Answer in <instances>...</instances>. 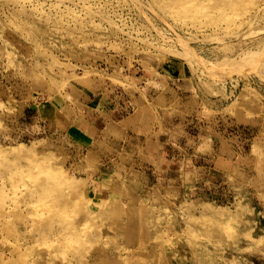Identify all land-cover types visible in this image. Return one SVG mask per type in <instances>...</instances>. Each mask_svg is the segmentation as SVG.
Returning a JSON list of instances; mask_svg holds the SVG:
<instances>
[{
	"label": "rangeland",
	"instance_id": "1",
	"mask_svg": "<svg viewBox=\"0 0 264 264\" xmlns=\"http://www.w3.org/2000/svg\"><path fill=\"white\" fill-rule=\"evenodd\" d=\"M0 264H264V0H0Z\"/></svg>",
	"mask_w": 264,
	"mask_h": 264
},
{
	"label": "bare ground",
	"instance_id": "2",
	"mask_svg": "<svg viewBox=\"0 0 264 264\" xmlns=\"http://www.w3.org/2000/svg\"><path fill=\"white\" fill-rule=\"evenodd\" d=\"M34 185V184H33ZM30 189V188H29ZM29 198V197H28ZM17 204V203H16ZM33 205V204H32ZM39 206V205H38ZM34 208V207H33ZM35 209H36V207H35ZM37 211H38V209H37ZM41 213V215H42V212H40ZM40 213H38V214H40ZM33 214V213H32ZM36 213H34L33 215H35ZM34 217V216H33ZM37 217H38V215H37ZM24 218V217H23ZM74 218H76V217H74ZM27 220H29V219H27Z\"/></svg>",
	"mask_w": 264,
	"mask_h": 264
}]
</instances>
